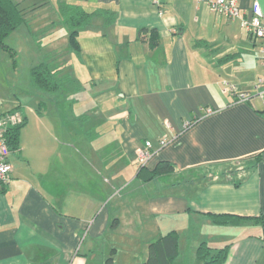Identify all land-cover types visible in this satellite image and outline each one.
Wrapping results in <instances>:
<instances>
[{"label":"crops","instance_id":"crops-1","mask_svg":"<svg viewBox=\"0 0 264 264\" xmlns=\"http://www.w3.org/2000/svg\"><path fill=\"white\" fill-rule=\"evenodd\" d=\"M14 1L31 20H50L47 7L63 3L103 8L114 19L98 15L78 33L72 72L82 101L72 100L65 120L23 107L26 95L43 96L25 83L0 92V115L15 107L24 118L9 156L11 180L0 190V264H88L91 257L98 264L107 250L115 264V242L126 235L139 243L141 264L150 242L173 231L180 249L179 232L199 221L207 231L192 233L194 253L202 241L230 243L223 264H264L258 223L217 225L208 215L264 211V102L220 91L224 81L252 89L263 72L262 40L205 0ZM254 1L238 0L244 17ZM256 1L264 16V0ZM54 25L45 31L55 52L67 43L63 33L57 44ZM161 137L168 142L158 148ZM146 140L156 152L139 167L132 160ZM163 161L172 171L153 174Z\"/></svg>","mask_w":264,"mask_h":264},{"label":"rangeland","instance_id":"rangeland-1","mask_svg":"<svg viewBox=\"0 0 264 264\" xmlns=\"http://www.w3.org/2000/svg\"><path fill=\"white\" fill-rule=\"evenodd\" d=\"M60 5V4H58ZM52 5V10L49 9V6L47 7L46 16L50 18L48 20L45 18L42 20V16H36V14H33L32 19H29V23L27 26L21 25L18 29L13 30L6 41L10 46L14 49V53H10L9 51L2 49L0 47V92H8L11 91L10 89H7L5 86L7 84L11 83H19V87H21L22 83H25L26 88L29 90V69L31 66L37 64L40 59L45 60L46 58L48 60H51V57H57V63H63L64 70L61 74V76L66 79V85H64V91L59 92L56 96H54L53 99H51L48 96H41L39 99H36L31 95H26V101L28 103L22 102L23 107L25 105H33L35 104V107L37 109L38 103L42 101L40 104V111L44 110H53L58 111V113L61 114L62 120H65V113L71 111V105L72 100L75 98L77 100H80V96L82 93V86L79 84L74 83L76 80L74 79L75 76L72 72L74 67V59L75 57L74 51L68 47V31L66 26L62 23L61 17L57 11V6ZM22 7V4H20ZM56 11V13H55ZM41 18V19H39ZM51 23V27H53L54 23L57 27V35H60V40L57 41L60 42V44H63V33L66 35V43L67 45L62 48V52L60 49L57 51H53L50 48V42L47 36L48 30L45 31L47 28V25ZM53 23V24H52ZM40 24V25H37ZM42 24V25H41ZM50 27V26H49ZM68 67V68H67ZM3 83V84H2ZM12 93V92H10ZM23 93V92H22ZM21 92L17 93V97L20 100L23 99L22 96H25ZM16 95V94H15ZM3 97V96H2ZM33 99V104H32ZM22 101V100H21ZM82 101V100H80ZM28 109V106H26ZM57 117V116H56ZM105 133V132H104ZM87 151L89 149H86ZM86 150H83L86 152ZM98 151L96 148H93V151ZM90 151V150H89ZM100 151V150H99ZM84 157H86L89 163L92 164L93 161L90 160L89 156L86 154H83ZM84 167L88 168L87 165L84 163ZM93 167L97 168L99 172L101 169V166H96V164H93ZM100 168V169H99ZM89 170V168H88ZM194 223V222H193ZM250 223V222H249ZM196 226H192L188 230L183 227L182 230L184 232H179L181 234V243H180V252L178 258H175L173 261V264H198V260L195 257L194 250L192 249L191 244L194 241L193 234H197L198 236L201 234V232L204 230V232L207 231V228L203 226L202 222H196L194 223ZM252 224V223H251ZM130 229L128 228L127 232H130ZM222 231L220 230L219 233ZM226 237V236H225ZM231 237V234L227 235V238L229 239ZM225 239V238H223ZM127 235L123 238L117 239L115 242L116 247V254H115V264H139V257H140V245L138 242L132 243V245L127 241ZM212 241V242H211ZM211 243H215L217 241H220L218 237H215L211 240ZM228 241V240H227ZM216 245H214L215 247ZM218 247V246H216ZM220 247V246H219ZM101 254L100 252L97 255H94L95 258H100ZM110 257V253L107 250V255L104 252V260L98 262V264H107L106 259ZM195 258V259H194ZM114 259V256H113ZM92 257L90 258L88 264L96 263V261H91ZM197 262V263H196Z\"/></svg>","mask_w":264,"mask_h":264},{"label":"trees","instance_id":"trees-1","mask_svg":"<svg viewBox=\"0 0 264 264\" xmlns=\"http://www.w3.org/2000/svg\"><path fill=\"white\" fill-rule=\"evenodd\" d=\"M57 11L61 17L62 23L66 26L68 31V45L69 48L78 51L77 36L83 27L89 25L93 18L98 15L105 17V22L113 21V13L103 8H96L87 10L84 7L74 3H63L58 5ZM27 11L25 8L19 6L14 0H0V47L14 53V49L8 44L6 39L9 34L18 29L21 25L27 26L29 19L27 18ZM146 30V28L142 29ZM141 30V31H142ZM152 32L154 30H151ZM155 42V41H154ZM41 60L31 66L29 69V89L42 93L51 99L59 92L64 91L66 79L61 74L64 70L63 63H57V57H51ZM38 103V112L40 104ZM14 108L8 112L15 111ZM24 122V120H23ZM14 126L8 130V144L11 150L16 148L19 129L22 124ZM261 158V154L257 156ZM174 166L169 162L163 161L158 163L153 170V174H161L172 171ZM214 224L217 225H237L241 220L250 219L258 223L262 229L261 235L258 238L264 240V211L257 216L242 217L233 214H208ZM229 244L220 247H214L206 241L198 244L195 250V255L200 264H223L227 258ZM179 253L178 236L175 232H169L158 239L150 242L147 248V254L141 264H173V261ZM112 254V253H111ZM107 264H113L112 255L106 259Z\"/></svg>","mask_w":264,"mask_h":264},{"label":"built area","instance_id":"built-area-1","mask_svg":"<svg viewBox=\"0 0 264 264\" xmlns=\"http://www.w3.org/2000/svg\"><path fill=\"white\" fill-rule=\"evenodd\" d=\"M210 9L220 15H224L229 19H239L240 27L252 39L262 40L259 46V55L263 65V72L257 78L251 90H240L235 84L223 82L220 91L230 93L237 101H248L252 97H258L264 102V16L259 3L255 0L250 8V17L246 18L241 14L238 0H205ZM204 114L212 112L210 107H200ZM198 117L185 120L184 128L191 126ZM24 118L16 111L7 112L0 115V190L9 185L11 180L12 165L8 160L11 149L8 144V130L14 126H18L23 122ZM164 126L170 127V123L164 120ZM167 138L161 137L158 140V148L166 145ZM154 148L149 140H146L142 146L135 149V156L132 162L139 166H145L152 156L155 154Z\"/></svg>","mask_w":264,"mask_h":264},{"label":"bare ground","instance_id":"bare-ground-1","mask_svg":"<svg viewBox=\"0 0 264 264\" xmlns=\"http://www.w3.org/2000/svg\"><path fill=\"white\" fill-rule=\"evenodd\" d=\"M9 156H10V154L8 155V160H9ZM10 162V161H9ZM11 163V162H10ZM12 165V164H11Z\"/></svg>","mask_w":264,"mask_h":264}]
</instances>
